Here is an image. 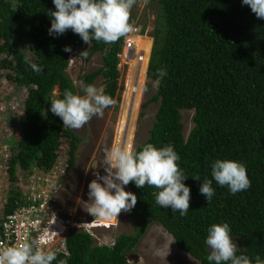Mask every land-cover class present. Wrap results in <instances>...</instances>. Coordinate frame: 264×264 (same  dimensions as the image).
<instances>
[{"label": "trees", "instance_id": "1", "mask_svg": "<svg viewBox=\"0 0 264 264\" xmlns=\"http://www.w3.org/2000/svg\"><path fill=\"white\" fill-rule=\"evenodd\" d=\"M159 18L151 34L152 47L147 79L156 93L149 103L158 105L148 139L132 151L151 143L157 148L171 145L181 157L178 163L189 178L190 209L185 216L161 208L155 202L160 191L134 182L127 186L137 195V204L126 212L135 223V234L119 235L113 246H92L86 233L70 230L66 239L69 256L57 253L66 264H129V253L149 225L161 226L178 250L190 254L200 264H214L205 244L213 224L227 223L238 248L255 260H264V19H258L242 0H155ZM56 11L53 0H0V63L8 80L24 87L27 98L18 127L20 152L11 163L12 183L17 181V165L50 170L57 159L67 156V171L75 161L79 140L51 113V100L63 98L66 90L77 94L66 71L69 59L86 45L69 29L60 36L49 35ZM134 25V18H130ZM27 41L33 55L30 63L43 68L38 74L26 63L18 43ZM123 37L116 43L92 41L85 61L102 54V66L80 77L83 85L103 81L106 95H117V54ZM70 46L72 51L65 52ZM157 69H166L160 78ZM157 81H159L157 85ZM148 85L145 89L148 91ZM57 89V97L53 96ZM146 91V92H147ZM192 110L193 127L183 134L181 111ZM234 160L246 166L251 188L231 194L213 180L215 195L210 203L200 193L204 179H212L216 160ZM199 176L201 180L192 177ZM12 199V198H11Z\"/></svg>", "mask_w": 264, "mask_h": 264}, {"label": "clouds", "instance_id": "2", "mask_svg": "<svg viewBox=\"0 0 264 264\" xmlns=\"http://www.w3.org/2000/svg\"><path fill=\"white\" fill-rule=\"evenodd\" d=\"M53 3L56 11L48 10L51 18L49 35L60 36L71 29L86 44L91 45L93 40L112 44L126 37L133 28L130 23L131 10L137 0H53ZM242 3L249 6L258 19H264V0H242ZM64 51L71 52L72 49L66 46ZM25 62L30 63L27 58ZM30 67L38 74L43 73V68L36 63H30ZM157 75L163 78L167 75L166 69H157ZM158 83L159 81L157 85ZM81 86L83 96L66 90L63 98L52 99L50 102L51 113L62 119L65 128L80 129L93 117L102 118L105 109L115 105L114 99L106 95L102 87L97 88L90 84ZM180 159L171 145L157 148L148 143L139 152L129 151L127 147H113L104 155L105 175L97 172L96 179L88 186L90 206L85 210L95 217L94 220L120 217L122 211L130 212L137 204L138 198L131 191H126L125 186L134 182L138 188L147 185L159 189L155 202L161 208L171 207L173 213L187 215L191 189L184 183L189 177L181 170L178 163ZM211 168L212 179H204L200 187V193L206 197L208 203L215 195L213 180L219 186L227 187L233 195L251 188L252 182L246 166L242 163L228 159L216 160ZM192 178L201 180L199 176ZM92 220L93 218L90 221ZM230 233L231 228L227 223L213 224L208 229L205 244L210 249L207 256L209 262L264 264L259 255L253 262L252 258L244 254L245 249L238 248ZM174 241L175 239L167 245V252L157 249L156 255L166 258ZM56 260L57 253L46 251L39 239L18 247L0 248V264H53ZM59 264H66V261L60 260Z\"/></svg>", "mask_w": 264, "mask_h": 264}, {"label": "rangeland", "instance_id": "3", "mask_svg": "<svg viewBox=\"0 0 264 264\" xmlns=\"http://www.w3.org/2000/svg\"><path fill=\"white\" fill-rule=\"evenodd\" d=\"M159 14V6L155 0H137L136 5L131 10V18H134V25L145 30L143 37L147 38L142 39L143 37H141L139 45L136 42V48L142 49L146 55L148 54V62L152 47L151 34L156 20L160 17ZM88 47L89 44H86L70 56L69 60L71 61H69L66 71L67 76L76 88L77 94L81 96L84 95V92L80 77L95 72L102 66V54L100 53H96L88 62L84 60ZM18 48L29 62L33 60V55L28 49L27 41L19 42ZM82 52L85 53L80 55ZM4 58L5 56L0 55V63ZM141 69L137 88H143L142 92L137 90V93L134 95V105L132 104V108L129 106L131 94L121 92V94L114 98L115 105L105 109L102 118L93 117L84 127L77 130L71 129L79 140L78 148L75 152V161L70 170L63 175L62 179L60 174H63V170H59L58 167L62 168L61 164L64 163L65 159L58 160L59 165L54 170L53 176L59 178L57 181L59 190L57 192L58 196L55 195L53 197H55L58 203L57 207L62 210L65 216H68L67 218L72 223L86 222L95 218L85 210L90 206L88 186L96 178L97 172H104L103 160L105 152L113 147H127L129 151H132L135 147L143 144L149 137V131L153 125L158 105L149 103L145 108L142 105L155 95L156 86L154 82L143 77L144 65ZM134 77L135 70L133 67L119 68L118 79L121 84L128 79V85L131 86ZM147 83L149 85L146 92L145 86ZM92 85H95L97 88H103L102 78L97 77ZM17 88L14 82L6 78V72L0 67V103L7 105L9 102L7 98L10 96L16 97L18 95L21 97V92ZM57 95L58 91L55 89L53 96L57 97ZM0 112L2 111L0 110ZM193 114L192 110L181 111V123L183 124L185 138L193 127ZM124 117L128 119V124H126L127 130L122 132L123 124L125 123ZM0 122H2V117H0ZM19 175L25 177V171H20ZM125 190L130 191L127 185L125 186ZM51 194L53 195V192ZM113 217L100 220H112ZM112 223L114 225L107 230L104 227L96 228V231L94 230L100 239H93L92 246H96V243L100 241L103 244L112 245V243H115L114 239L119 235L129 236L135 234V223L128 218L127 213L124 211L121 212L120 217L114 218ZM172 240L173 238L161 226L151 224L138 244L126 254L127 262L129 264H200L188 254L178 250L174 242L170 245V253L166 258L163 255H156L157 249H163L167 252L169 250L167 245ZM233 241L237 244L239 240L233 239ZM208 250L210 251L209 248Z\"/></svg>", "mask_w": 264, "mask_h": 264}, {"label": "built area", "instance_id": "4", "mask_svg": "<svg viewBox=\"0 0 264 264\" xmlns=\"http://www.w3.org/2000/svg\"><path fill=\"white\" fill-rule=\"evenodd\" d=\"M143 33L142 29L133 25L132 31L123 37L121 50L116 56L118 72L120 67H133L135 70V77L131 86L128 85V79L122 84L118 79L117 94H121V92L130 93L129 106L131 108L134 105V95L137 90L142 92L143 87L137 88L141 68L144 65L143 77L146 78L148 66V54L146 55L142 49L136 48V42L141 40ZM145 38L147 37L142 39ZM17 89L21 92V97L18 95L16 97L10 96L7 98L9 99L7 105L0 103V110L2 111L0 112V117H2V122H0V248L18 247L39 239L46 251H55L68 257L66 239L70 230L87 233L92 240H96L98 238L95 233L96 228L109 229L114 225L112 221L116 217L114 216L112 220L107 221L97 218L89 222L72 223L67 218L68 216H65L62 210L57 207L58 203L53 196H58L57 181L59 178L53 175L54 170L59 165L58 160L64 158V163L61 164L62 168L58 167L59 170H63V174H60L63 179V175L68 172L67 156L59 157L50 170L40 169L36 166L23 170L17 165V181L12 183L10 168L12 161L20 152V136L17 131L24 115V102L27 98V91L24 87ZM124 122L122 132L127 130L128 119H125ZM20 171H25V177L19 175ZM99 174L105 175V170ZM96 244V246L113 245V243L112 245L103 244L102 241Z\"/></svg>", "mask_w": 264, "mask_h": 264}, {"label": "bare ground", "instance_id": "5", "mask_svg": "<svg viewBox=\"0 0 264 264\" xmlns=\"http://www.w3.org/2000/svg\"><path fill=\"white\" fill-rule=\"evenodd\" d=\"M138 45H139V40L137 41ZM142 70V69H141Z\"/></svg>", "mask_w": 264, "mask_h": 264}]
</instances>
